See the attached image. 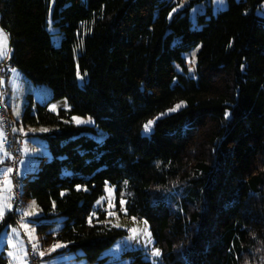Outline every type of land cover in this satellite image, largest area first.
Instances as JSON below:
<instances>
[{
    "label": "trees",
    "instance_id": "trees-1",
    "mask_svg": "<svg viewBox=\"0 0 264 264\" xmlns=\"http://www.w3.org/2000/svg\"><path fill=\"white\" fill-rule=\"evenodd\" d=\"M263 3L228 0L217 14L208 6L196 28L192 3L173 11L168 0H55L53 33L50 0H0L10 63L69 104L53 112L31 102L22 116L52 128L40 134L52 158L22 176L24 207L40 210L26 219L40 250L62 242L53 255L106 259L127 233L95 206L109 184L124 214L148 222L160 264H264ZM74 116L93 117L106 137ZM125 255L154 264L139 249Z\"/></svg>",
    "mask_w": 264,
    "mask_h": 264
},
{
    "label": "rangeland",
    "instance_id": "rangeland-1",
    "mask_svg": "<svg viewBox=\"0 0 264 264\" xmlns=\"http://www.w3.org/2000/svg\"><path fill=\"white\" fill-rule=\"evenodd\" d=\"M175 4L174 9L176 11L182 10L183 8L190 6V16L193 21V26L198 28L200 25L197 23V19L199 14L207 11L208 6H211L214 14L219 13L222 10H225L228 6V0H223V6L217 2V0H168ZM55 0H50V15H49V30L53 33L58 31V28L52 24V10L54 6ZM257 13L261 16H264V3L257 10ZM0 29L3 30V33L7 35L6 31L0 24ZM8 37V35H7ZM53 41L56 45L61 43V35L54 34ZM8 46L10 48V41L8 37ZM200 46L195 47L192 51L186 54V57L190 62H194L197 57V52L199 51ZM4 60V59H2ZM1 61V60H0ZM13 69V68H12ZM16 69V73H13L11 70L9 71V76L2 80L1 87H4L6 90V103L8 110L11 112V119L14 122V129H17V133L20 134V138L23 142V155L19 162L18 172L21 176H24L26 173L35 171L38 168V163L41 156H46L47 159H51L52 155L47 147V143L45 139L40 135L41 133L49 132L52 130L51 126H30L25 125L22 122V116L25 110V107L32 102L33 107L35 108L37 104H46L48 105V109L57 112L61 108H68L69 104L66 98L53 100V90L52 87L48 84H38L32 82L23 72L19 69ZM18 73V75H17ZM190 74L196 76L192 70H190ZM74 118H79L82 121H88L89 118L92 122L90 123H78V124H88L94 125L95 119L91 116H74L73 122L77 123ZM155 119L150 120L154 122ZM153 123L150 125L149 130L143 129V133L149 134L151 131V127ZM46 129V131H44ZM94 135L99 139L103 140L107 132L103 129L96 126V133ZM27 149V151H25ZM4 168H9L7 165L0 164V170ZM11 180V173L7 176L0 175V203L4 202V198L7 196H12L11 185L9 192H4V180ZM12 182V180H11ZM12 184V183H11ZM122 201V200H121ZM124 204L120 206L117 202V196L115 191V186L107 184L105 186V193L101 196L95 203L96 207L105 208L108 211L110 216L109 221L116 228H121L126 230V234L120 237L110 248L106 249L102 256H105L106 259L101 261L98 264H130L131 257L126 256L125 253L131 250H142L144 253V258L150 260L154 264L161 263V255L159 257H155L152 255L154 249H160L156 244L153 238L152 232L150 230L149 224L145 219L137 218L135 216H130L124 214L125 210V200ZM33 201H30L27 207H24L22 202V210L26 213H34L32 215H27V217L21 219L20 226H14L15 215H12L13 225H11L8 229H5L0 234V256L2 252L7 257V264H20L19 260H13L11 256L8 255L10 251H14L8 243L7 238L11 237L12 240L17 245V255L23 256L24 252H27V264H31L28 259V249L27 242L25 240V236L28 237L29 241L34 245H38V252H44L46 256H41L40 263L41 264H95L89 263L86 261L84 257H78L82 254V250H78L77 252H59L52 254L54 251H48L50 247L46 249H39L40 241L38 235L36 233V228L31 226L29 222L26 220L28 217L37 216L40 214V210L38 208L37 203L35 205L32 204ZM7 203H11V199L7 200ZM13 205L11 210L12 211ZM20 210V211H22ZM135 218V219H133ZM146 222V223H145ZM119 225V226H117ZM17 229V234H13L12 229ZM132 229H136L137 231L134 233ZM146 230V231H145ZM146 233H150L149 237ZM149 239L151 243H149ZM61 244L64 246L62 242H56L55 244ZM63 247L57 248L55 251L61 249ZM161 252V249H160ZM45 257V258H44ZM44 258V259H43Z\"/></svg>",
    "mask_w": 264,
    "mask_h": 264
},
{
    "label": "built area",
    "instance_id": "built-area-1",
    "mask_svg": "<svg viewBox=\"0 0 264 264\" xmlns=\"http://www.w3.org/2000/svg\"><path fill=\"white\" fill-rule=\"evenodd\" d=\"M12 68L14 67L10 63L9 58L4 59L0 65V81L5 78V73L9 72ZM5 95L6 90L4 87H1L0 83V128L4 130L7 137L5 145L7 151L11 154V158L5 159L4 162L9 168L13 169L11 172L12 214L15 215L14 226L19 227L21 219L27 217L26 212L22 210V176L18 172L19 162L23 155V142L20 136L12 131L14 129V122L9 115ZM24 237L27 242L29 262L31 264H41L39 252L33 249V244L29 241L28 237L25 235Z\"/></svg>",
    "mask_w": 264,
    "mask_h": 264
},
{
    "label": "snow or ice",
    "instance_id": "snow-or-ice-1",
    "mask_svg": "<svg viewBox=\"0 0 264 264\" xmlns=\"http://www.w3.org/2000/svg\"><path fill=\"white\" fill-rule=\"evenodd\" d=\"M217 2L220 4V6H223V0H217ZM173 11H176V9H173ZM171 16V14H170ZM11 54V50L8 46V37L6 34L3 33V30L0 29V60L2 59H6L9 58ZM11 71L13 73H16V69H11ZM18 75V73H17ZM81 79H83V77H80ZM3 81H0V83H2ZM182 104H178L176 105L175 108L170 109L169 111H176L179 107H181ZM76 120L77 123H90L92 122L89 118L88 121H82L79 118H74ZM153 123V121H149L148 124H146L145 130H149L150 129V125ZM13 132H16L17 129H13ZM44 131H46V129H44ZM7 140V137L4 133V130L2 128H0V164H3L5 159H10L11 158V154L7 151L6 149V145H5V141ZM25 151H27V149H25ZM13 171L12 168H4L2 170H0V175H5L7 176L8 174H10ZM4 192H9L10 191V185H11V180L10 179H5L4 180ZM79 189V186H78ZM86 190V189H85ZM11 196H7L6 198H4V202L0 203V220H3L5 214H6V210H11L12 205L10 203H7V200H10ZM33 206L35 205V201L32 202ZM121 204H124V201H121ZM34 213H26V215H32ZM135 219V218H133ZM146 223V222H145ZM119 226V225H117ZM132 231L135 233L137 230L136 229H132ZM146 231V230H145ZM13 234H17V229H12ZM149 237L151 236L150 233H146ZM7 243L8 245L14 249V251H10L8 253L9 256H11L13 258V260H19L20 264H27V252H24L23 256H19L17 255V245L16 243L12 240L11 237L7 238ZM149 243H151V240L149 239ZM63 247V245L57 243L51 246V248L48 251H55L57 248ZM33 249L34 250H38V245L34 244L33 245ZM40 256H44L45 253L44 252H39ZM152 255L155 257H159L161 255L160 249H154L152 252Z\"/></svg>",
    "mask_w": 264,
    "mask_h": 264
},
{
    "label": "crops",
    "instance_id": "crops-1",
    "mask_svg": "<svg viewBox=\"0 0 264 264\" xmlns=\"http://www.w3.org/2000/svg\"><path fill=\"white\" fill-rule=\"evenodd\" d=\"M18 134H19V133H18ZM3 164L6 165L5 162H4Z\"/></svg>",
    "mask_w": 264,
    "mask_h": 264
}]
</instances>
